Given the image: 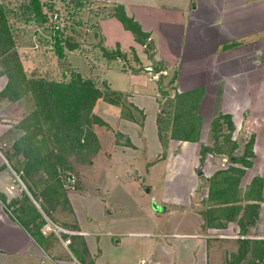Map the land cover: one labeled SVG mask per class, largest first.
I'll list each match as a JSON object with an SVG mask.
<instances>
[{
	"label": "rangeland",
	"instance_id": "374dc122",
	"mask_svg": "<svg viewBox=\"0 0 264 264\" xmlns=\"http://www.w3.org/2000/svg\"><path fill=\"white\" fill-rule=\"evenodd\" d=\"M49 1L54 5L52 8L49 7ZM49 1H42L46 21L39 23L34 18V13L26 9L28 0H0V38L5 36L7 31L6 42L0 43V149L11 161L8 164L9 185L12 189L16 185L15 189L21 197L16 205L10 201L9 212L14 219L25 223L27 227L32 222L29 227L31 234L36 237L41 234L40 236L46 239L47 245L41 246L40 249L45 252L44 248H48L46 252L51 255L61 254L66 259L68 257V254L62 251L56 235L45 229V224L47 226L50 223L55 228L57 226L70 232H81L73 212L74 206L81 220L87 218L90 221V217L93 218L92 223L96 228H88L103 235L104 242L101 247L106 258L112 257L117 264H138L141 259L152 257V253L160 256L163 251L147 246V241L150 240L153 244L157 240H170L165 237L172 231L180 233L187 229L177 225L170 226L176 205L168 191L176 185L177 172L187 173L190 168L189 163L179 157L181 144L173 135V109L180 111L181 102L178 98L175 100L171 97V93H175L172 90V78L159 83L161 78L159 81L152 79L156 74L148 73L145 68L154 61L159 66L169 67V63L185 55V49L192 43L188 41L187 28L177 26V22H172V15L168 14L166 18L158 9L167 12L171 7H182L188 0H81L80 8L68 3V0ZM120 6L126 8L130 16L135 13L143 18L144 26L155 33L152 40L143 39L146 34L140 29V34L136 36L137 48L122 49L119 40H122L123 36L116 29L121 22L117 20L120 24L114 22L106 27V32H111L119 44L112 48L106 46L100 21L116 18ZM188 8L183 9L184 19L188 15ZM131 19L133 20L132 17ZM121 26L123 27L122 24ZM176 33L182 35L181 45L174 44L173 36ZM58 34H62L63 41L75 47L72 51L65 48L62 58L58 57L54 50V39ZM129 35L134 37L131 33ZM162 35L164 45L166 44L174 55L166 54V61L160 56L159 38ZM169 44L174 47L171 48ZM13 61L21 64L27 83L40 85L39 82L43 81L46 85L68 82L79 76L93 81L102 94L87 118L83 115L78 119L85 129L82 146L73 145L71 151H65L63 155L53 158L57 172L55 177L49 176L51 169L45 167V163L53 149L52 133L57 130L62 132V129H58L60 122L56 116L51 117L46 125L50 130L45 134L30 127V135L25 136L27 130L22 127V123L36 104L31 94V85H28V92L21 100L13 101L2 96L8 82L5 64ZM134 82H143V88H138ZM162 86L161 89L168 90L169 95L161 94ZM141 94L145 100L143 102ZM192 111L194 113V110ZM177 122L180 125L184 123L181 117ZM200 126L198 141L194 142L198 146L200 157L196 168L207 173V161L212 157L211 169H214L217 175L224 176V173L219 171L222 169L220 159L230 157L231 163L237 148L227 144L222 138L226 134L225 126L223 133H217L219 139L216 143L206 124L202 125V120ZM192 131L193 128L190 132ZM60 133L57 134L61 135ZM180 133L175 135L179 136ZM32 135L34 144L44 145L42 156L31 154L26 147L27 143H23L24 137L30 140ZM130 140L138 141L139 149L135 150ZM18 142H21L22 146L17 149ZM249 143L250 140L247 145ZM62 144L64 146V143ZM203 147L209 150L203 152ZM229 150L232 152L230 155L223 153ZM248 150V147L242 150V158L248 157ZM12 165L17 172L13 170ZM243 172L244 170H240V173ZM69 177L74 178V183L70 186L66 183ZM240 177L236 179V186ZM230 180L227 181L228 185ZM137 186L142 192L138 193L139 197L135 196L132 188ZM235 192L236 190H232V194ZM222 193L230 199L231 190L229 191L228 187L224 188ZM188 198V195L180 198L184 204L182 208L186 209ZM138 199L143 206V215L142 210L137 208ZM154 203L159 204L156 209L152 206ZM227 203L229 202L224 204ZM160 207H166L167 211L164 212ZM230 218L233 219V215ZM154 223L168 227L164 230L160 227V237L140 235L149 233ZM110 231L121 233L118 236L120 244L112 249L107 247V232ZM76 236L77 234L71 236L72 245L68 249H73V245L76 247ZM164 255L168 262L166 264H171V252L165 251ZM0 264L15 263L12 259L0 258Z\"/></svg>",
	"mask_w": 264,
	"mask_h": 264
},
{
	"label": "crops",
	"instance_id": "0c3cea01",
	"mask_svg": "<svg viewBox=\"0 0 264 264\" xmlns=\"http://www.w3.org/2000/svg\"><path fill=\"white\" fill-rule=\"evenodd\" d=\"M187 7L188 15L184 19L183 9ZM171 8L167 12L158 11L166 18L168 14L172 15V22L187 28L186 37L192 43L185 49V55L169 63V67L161 65L160 71H157L159 74L153 72L156 76L152 79L159 81L161 78L160 83L171 77L172 90L175 91V96L171 93V97L194 102L195 115L201 118L202 125L206 124L209 132L212 121L219 115L230 117L234 126L231 140L237 144V150L231 163L226 157L220 159V165L226 160L227 166H221L219 170L224 176L217 175L211 169L212 157L207 161V173H204L196 168L200 161L197 144L178 140L181 144L179 157L189 163L190 170L187 173L178 171L176 185L168 191L176 205L170 226L187 229H184L185 232L174 230L170 235H164L170 240H157L153 244L148 240L147 246L159 248L163 254L158 256L152 253V257L146 260L149 264L151 261L154 264H166V251L171 252V264H259L264 258V0H188L182 7ZM124 10L127 17H132L142 33L146 34L143 39L152 40L155 33L144 26L143 18L135 13L130 16L126 8ZM117 20L112 17L100 21L101 32L109 48L119 43L111 32H106V27ZM123 28L121 24L116 26L123 36L119 40L120 47L137 48V38L131 37V32ZM181 33L173 36L174 44L181 45ZM159 40L160 56L166 61V54L174 55L164 45L163 35ZM156 42L158 46V40ZM134 83L138 88H143V82ZM140 98L142 102L145 101L143 94ZM247 138L253 142L252 155L242 158ZM129 142L135 150L139 149L138 141ZM9 161L0 149V258L12 259L15 264H73L72 258L77 261L80 259L81 264H117L112 257L106 258L103 255V235L88 228H96L92 223L93 218L90 217V221L87 218L81 220L74 206L73 212L79 223L78 229L81 230L76 231V247L73 245L71 250L65 248L56 236L62 251L68 254L67 259L61 254H48V248H44L46 251L43 252L40 247L47 245V241L44 238V241L38 243L33 238L29 228L32 222L27 227L9 212L10 201L16 205L21 200L16 185L13 189L9 185ZM240 170L244 172L240 173ZM198 171H201L200 175ZM239 176L240 181L236 186ZM254 178L260 179L258 185H253ZM226 187L231 190L230 199L222 193ZM132 188L135 196L139 197L138 193H142L140 187ZM232 190H236L235 194H232ZM186 195L189 196V204L185 209L182 208L184 204L180 198ZM140 201L138 199L137 208L142 210L143 215ZM226 202L229 203L224 204ZM164 208L166 212L167 208ZM151 227L149 233L140 235L160 237L161 229L164 230L168 225L158 226L154 223ZM120 234L117 231L107 232L108 249L120 244Z\"/></svg>",
	"mask_w": 264,
	"mask_h": 264
},
{
	"label": "trees",
	"instance_id": "16d2710c",
	"mask_svg": "<svg viewBox=\"0 0 264 264\" xmlns=\"http://www.w3.org/2000/svg\"><path fill=\"white\" fill-rule=\"evenodd\" d=\"M42 1L45 0H28V4L26 6V9L28 11L34 13V18L39 23H43L46 21V18L43 15ZM49 3L51 2L49 1ZM68 3L72 4L76 8H80L82 6L81 0H68ZM53 6L54 5L52 3L49 5L50 8H52ZM116 18L121 22L124 29L130 31L134 35V37L140 34L139 25L125 15L122 6L118 8V14L116 15ZM6 38L7 31L5 32V36H2L0 38V43H5ZM54 40V50L57 56L60 58L63 57L65 48L70 51L75 49L74 46L69 45L65 40V44L62 45L64 42L62 39V34H58ZM5 66L7 67L8 82L5 90L2 92V96L4 98L13 101L21 100L26 96V93L28 92V85H31V94H33L32 97L35 99L36 104L34 109L31 110L30 114L22 123V127L27 130L25 136L30 135L28 131L30 130V127H33L41 134H45L46 131L50 130L49 126L46 125L51 117L53 118L54 116H56V118L60 122V127H58V129H62V132L60 133L57 130L56 132L52 133L53 149L50 151V157L46 159L45 163V167L51 169V173H49V176L53 175V177H55L57 172L55 169V162L53 158L60 156V154L63 155L65 151H71V146L73 145H76L78 147L82 146L81 140L82 136L84 135L85 129L81 126L84 124L79 123L78 119L83 115L87 118V115L90 114V111L96 104V101L102 97V94L100 90L95 87L93 81L89 79H83L79 76L71 79L68 82H54L44 85V82L40 81V85H35L34 82L27 83L25 81V76L21 68V64L17 61L10 62V64L8 62L5 64ZM182 101H180V111L177 108H174L173 135L180 141L196 142L198 141L197 137L201 127V118L195 115V111L194 113L192 111L194 108V102H187L186 100H184L183 102ZM180 117L184 122L183 125H180V123L177 122ZM99 122L103 123L101 121ZM19 127L21 126L19 125ZM192 128L193 131L190 132ZM223 128L226 129V134H224L222 138L227 141V144H232L233 147L237 148L235 142L231 140L234 126L231 122L230 117L227 116L219 115L212 121L210 125V131L213 134L214 143H216L217 139H219L217 133H223ZM177 132H181L179 136L175 135ZM57 133H60L61 135H58ZM33 137L34 135H32L30 140H28L27 137H24L23 143H27L26 147H28L31 154L42 156V148L44 145L38 143L34 144ZM29 142L31 145L29 144ZM62 143H64V146ZM252 143V140H250V143L246 146L249 148L247 156L252 155ZM21 146V142H18L17 149ZM213 147H215V144H213ZM208 150V148L203 147V152ZM223 153L230 155L232 152L229 150L228 152ZM227 160H230V157H228ZM244 164L247 165L245 162ZM12 168L15 172H17L13 165ZM259 183V178L253 179L254 185H258ZM29 192L31 193V191ZM33 197L35 198V196ZM35 200L38 202L36 198ZM40 235L38 234V237L33 235L34 239L38 243L44 241V239H42Z\"/></svg>",
	"mask_w": 264,
	"mask_h": 264
},
{
	"label": "built area",
	"instance_id": "2783aa9c",
	"mask_svg": "<svg viewBox=\"0 0 264 264\" xmlns=\"http://www.w3.org/2000/svg\"><path fill=\"white\" fill-rule=\"evenodd\" d=\"M56 18V17H54ZM226 164V160H224V162L222 163V166H225ZM66 183L69 184L68 186H70L71 184L74 183V178L73 177H69L66 180ZM47 231L54 233L61 241V244L65 247L68 248L71 244V236L76 235L78 233L76 232H70L68 230H65L63 228H59L56 226V228L52 225H50V223L47 224L46 227ZM63 236H67L66 238L62 239L61 237ZM72 262L73 264H81L79 261L75 260L74 258H72ZM139 264H149L148 260L146 259H141L139 261ZM259 264H264V258L262 259V261Z\"/></svg>",
	"mask_w": 264,
	"mask_h": 264
},
{
	"label": "water",
	"instance_id": "95a60500",
	"mask_svg": "<svg viewBox=\"0 0 264 264\" xmlns=\"http://www.w3.org/2000/svg\"><path fill=\"white\" fill-rule=\"evenodd\" d=\"M159 68H160L159 64L154 61V62H152V65L146 67L145 70L148 71V72H157L159 70ZM160 91H161V94H163V95H169L170 94L169 91L164 90V89H161ZM197 174L200 175L201 174V171H198ZM14 203H16V201H14ZM152 206H153L154 209H156L157 206H159V205H157V204L154 203V204H152ZM161 209L163 211H165V208H161Z\"/></svg>",
	"mask_w": 264,
	"mask_h": 264
}]
</instances>
